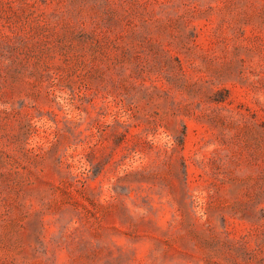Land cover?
<instances>
[{"label": "rangeland", "instance_id": "obj_1", "mask_svg": "<svg viewBox=\"0 0 264 264\" xmlns=\"http://www.w3.org/2000/svg\"><path fill=\"white\" fill-rule=\"evenodd\" d=\"M0 264H264V0H0Z\"/></svg>", "mask_w": 264, "mask_h": 264}]
</instances>
